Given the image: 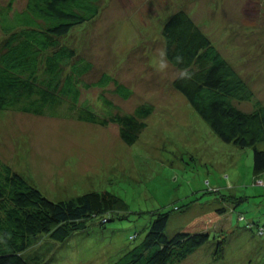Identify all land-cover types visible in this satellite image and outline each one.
Returning a JSON list of instances; mask_svg holds the SVG:
<instances>
[{
	"label": "rangeland",
	"instance_id": "obj_1",
	"mask_svg": "<svg viewBox=\"0 0 264 264\" xmlns=\"http://www.w3.org/2000/svg\"><path fill=\"white\" fill-rule=\"evenodd\" d=\"M26 1L13 0L14 9L22 10ZM100 2L99 16L74 29L66 41L94 63L88 81L105 71L113 79L105 87L84 88L81 102L103 114L105 97L114 105L109 117L152 106L142 118L146 125L139 138L128 144L114 121L99 125L0 110V157L48 198L109 190L127 204L105 224L90 221L88 229L57 242L44 264H110L142 240L156 212H170L166 232L172 236L194 216L222 207L226 213L209 241L180 264H264V238L246 226L248 221L264 225V183L259 182L264 171L254 170L253 148L224 142L175 89L178 71L166 56L162 35L169 16L187 10L264 104V0ZM115 81L131 89L129 97L115 91ZM240 106L253 109L251 102ZM135 233L139 236L131 239ZM223 239V257L216 259Z\"/></svg>",
	"mask_w": 264,
	"mask_h": 264
},
{
	"label": "trees",
	"instance_id": "obj_2",
	"mask_svg": "<svg viewBox=\"0 0 264 264\" xmlns=\"http://www.w3.org/2000/svg\"><path fill=\"white\" fill-rule=\"evenodd\" d=\"M12 2H0V110L73 117L99 125L114 121L120 124L121 137L128 144L135 142L146 125L142 118L153 107L139 106L133 113L109 117L114 105L105 97L100 106L103 114L87 101L81 102L84 88L105 87L113 77L105 71L99 79L88 81L94 63L66 41L74 29L99 16L102 2L27 0L22 10L14 9ZM162 35L166 56L178 71L175 89L224 142L253 148L254 170L264 171V104L248 82L184 8L169 16ZM115 84L119 95L130 96L127 85ZM242 102H251L253 109H243ZM208 189L219 192L212 186ZM126 206L123 198L109 190L51 200L0 157V264H44L57 242L88 229L90 221L105 224ZM226 210L196 215L172 236L166 232L170 212H156L142 240L110 264H180L209 241ZM246 226L264 238V225L248 221ZM225 241L217 245L216 259L223 257Z\"/></svg>",
	"mask_w": 264,
	"mask_h": 264
},
{
	"label": "clouds",
	"instance_id": "obj_3",
	"mask_svg": "<svg viewBox=\"0 0 264 264\" xmlns=\"http://www.w3.org/2000/svg\"><path fill=\"white\" fill-rule=\"evenodd\" d=\"M160 57H161V59L159 60V67H160V69H164L167 67V62L164 59V53H160Z\"/></svg>",
	"mask_w": 264,
	"mask_h": 264
}]
</instances>
